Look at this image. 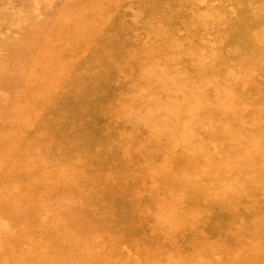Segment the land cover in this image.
I'll use <instances>...</instances> for the list:
<instances>
[{
	"label": "rangeland",
	"instance_id": "obj_1",
	"mask_svg": "<svg viewBox=\"0 0 264 264\" xmlns=\"http://www.w3.org/2000/svg\"><path fill=\"white\" fill-rule=\"evenodd\" d=\"M145 1L146 6L140 0H0V264H226L224 257L200 260L185 231L164 242L171 225L157 211L165 209L164 218L203 213L206 198L193 193L194 199L190 185L205 180L216 189L219 179L230 185L241 177L238 171L215 175L213 169V176H193L192 149L201 145L186 144L189 132L179 142L178 131L193 120L209 124L214 116L193 119L184 110L180 119L157 120L153 110L206 105L201 94L226 84L241 89L251 75L253 88L264 93V0ZM43 28L41 43L37 34ZM9 44L18 54L1 64L6 48L13 49ZM179 45L186 66L170 65L168 76V67L160 66L176 60L169 51ZM244 57L257 63L241 68ZM8 77H16L24 91L7 92L1 80ZM150 92L159 94L150 100ZM254 94L249 88L237 98L254 107ZM257 115L264 119V110ZM225 120L219 118L217 133L223 139ZM228 123L248 131L243 109ZM172 130L175 150L167 155L165 136ZM220 147L229 157L248 155L245 144ZM180 151L182 161L170 163ZM220 213H204L215 227L205 229L202 239L208 249L239 250L229 257L240 264L245 244L264 229ZM233 232L240 241L224 239Z\"/></svg>",
	"mask_w": 264,
	"mask_h": 264
},
{
	"label": "bare ground",
	"instance_id": "obj_2",
	"mask_svg": "<svg viewBox=\"0 0 264 264\" xmlns=\"http://www.w3.org/2000/svg\"><path fill=\"white\" fill-rule=\"evenodd\" d=\"M141 3H143L145 6L146 1L140 0ZM77 20V19H76ZM77 28V26H76ZM80 29V28H79ZM47 29L43 28L40 30V32L37 34L40 38L41 35H44ZM81 30V29H80ZM24 31V29H23ZM27 34V31L23 33L25 36ZM163 37V36H162ZM161 37V38H162ZM41 43L43 42L44 38L39 39ZM181 41V40H180ZM8 46V44H7ZM9 46L13 47L12 44H9ZM5 48V47H4ZM8 51V55L3 58L1 64L11 63V58L18 54V49L13 47L6 48ZM163 50L162 47L157 45V47L154 50V53H156V57H160V52ZM183 47L179 45L177 47V50H170L169 53L171 57L173 56L176 60H173L170 62L169 66L162 65L160 67H168L163 68L167 75L169 76V67L170 65L179 64L180 66H186V62L182 59ZM251 52H254L256 55L255 57H259L256 50L252 49ZM241 54L240 56H242ZM25 60V59H22ZM135 59H132L131 63L128 61V65H131L134 63ZM148 55L145 56L144 62L148 61ZM14 61H20L19 57L14 58ZM193 59L190 58L189 65L191 66ZM264 62V60H263ZM130 63V64H129ZM254 65L257 63V60H253L251 62H248V59L246 57L242 58L241 60V68H247L244 66V64ZM28 64V63H27ZM206 64H201V67H205ZM28 66L24 67L27 68ZM148 68V67H147ZM153 70V69H152ZM154 71V70H153ZM152 78H155L154 74L148 73ZM203 75V73H201ZM171 77V76H170ZM242 77V75H240ZM173 79V77H171ZM243 78V77H242ZM158 81V77H156ZM247 80L242 82L241 89L236 88L237 84H226L224 85L220 90H211L209 89L206 94H201L202 98L205 100L206 105H194V106H187L183 104V107L176 106V108L173 111H170L168 113H165L161 109H155L153 110V114L156 115L157 120L161 119V115H163V119L167 120H173V119H180L182 118L183 111L189 112L190 116L193 117V119H201L202 116L204 117H211L214 116V120L210 121L209 124H202V126L197 125L199 122L196 120L190 121L188 123H185L182 128L178 131V134L180 135L181 140L179 142L183 141V133L189 132L192 137L188 138L186 140V144L188 145L191 140L196 141L200 143L201 149H192L191 154V163L192 167L191 170L193 172V176H196L197 178H204L206 175L213 176L211 174L210 170H214L213 173L216 175L217 170L222 175L225 176L228 173L232 171H238L241 173V177H239L235 181L229 182L230 185H224L223 180L219 179L217 182L220 184L219 187L216 189L212 188V182L211 181H196L194 185H187L192 190V197L194 199V194H201L203 197L206 198V211L205 212H198L193 213L189 211H184L179 215V218H164L162 214L166 213L165 209H157L158 214H161V218L163 222H166L167 224L171 225V227L166 228L164 230V233L168 237H164V242L167 241L168 238L175 237L176 234H183V231L187 232L186 235H188L190 239V243L194 246V253L198 255L200 260H217L221 257L228 258L226 261V264H237L233 261L232 255L239 252L234 250H223L218 248H211L208 249L206 243L202 239L204 236V230L210 229L215 225H212V223L208 220V217L204 214L206 212H214V211H220V215L223 217H227L231 220L232 217L230 216L232 213L233 217H235L240 224H242L244 227H251L253 228L256 224L259 225L261 223L262 228L264 229V119L261 115H257L258 113L263 112L264 110V93H260L256 90L254 87V81H256L255 76H249V78H246ZM15 80L17 78H11L8 77L5 80H1L5 86V90L9 93H12L15 91V89L21 88L22 92L24 91V87ZM166 80L165 76H160V81ZM173 85H176L173 82ZM177 87V85H176ZM175 87V88H176ZM178 88V87H177ZM228 88V89H225ZM249 88L255 89L254 94V107H252V103L248 104H242L239 99L237 98L240 96L242 92H246ZM171 89V88H170ZM230 89V90H229ZM12 90V91H11ZM241 90V92H239ZM165 92L166 90L163 89ZM170 91V90H169ZM168 91V92H169ZM152 95L149 97L150 100H154L159 93L157 92H150ZM190 94L184 95L185 99H190ZM172 95V94H171ZM192 97H194V94L192 93ZM172 97L166 96V101L169 103L171 101ZM219 100L218 106H210L208 104L211 100ZM224 99V100H223ZM222 102V103H221ZM179 105V104H178ZM243 109V124L245 128L248 129V131H241L237 129L236 127L230 125L228 123V120H233L236 113H238L239 110ZM148 112V111H147ZM146 114V112H144ZM149 113V112H148ZM185 114V113H184ZM143 115V114H142ZM8 117V116H7ZM153 118V116H152ZM155 118V117H154ZM219 118H226L224 123V133H225V139L219 138L217 136V133L219 132ZM258 118V122L255 121V119ZM228 119V120H227ZM3 125V124H1ZM239 125V123H238ZM2 128V127H0ZM175 130V129H174ZM174 130L171 131L169 134L170 136H165L167 150L169 152L167 155L173 154V151L175 150L174 145L176 144L173 141V138L171 136H174ZM195 131H198L199 133L196 135ZM149 137H152V133L149 134ZM159 134H155L156 137V144L161 142V136H158ZM256 138V139H255ZM2 139V138H1ZM0 139V150H3L4 141L3 139ZM164 140V139H163ZM227 142L230 144L235 145H247L248 148V155H245L241 158H233L224 155L222 153L221 145L222 143ZM214 143L216 145V148L214 149ZM212 146H210V145ZM182 152L180 151V154L178 155V158L170 162L172 164H175L179 161H182ZM167 157V156H166ZM187 157V154H186ZM165 171V169H164ZM211 185V186H210ZM238 186V187H237ZM156 192H158V188H155ZM240 195L241 198H239ZM194 193V194H193ZM156 195H159V192L156 193ZM254 196H262V199L260 201L253 199L250 200L249 197ZM178 201L184 200V198L181 196V198L176 197ZM175 198H172V205L174 208H178V206L175 205L177 202H174ZM176 200V201H177ZM176 206V207H175ZM257 207L261 210L260 214H255L257 211ZM255 210L254 214L249 213L251 210ZM248 213L251 216L247 217L246 214ZM227 214V215H226ZM242 215H245L246 217H242ZM247 219V221H246ZM237 221V222H238ZM203 227V228H202ZM203 232V234H202ZM226 236V237H225ZM163 236H159L160 239H162ZM224 239L227 241H232V239H236L237 241H240V235L238 233L233 232L230 234H225ZM257 242H261L264 245V233L260 234L253 243L247 242L245 244L248 246V248L244 249L243 253H240L241 256L244 258L240 261H242L240 264H256L258 261L263 260L264 262V246H253ZM199 246H198V245ZM118 249H121L120 247ZM189 250H187L188 252ZM183 257H186L188 255L182 254ZM208 257V258H207ZM100 256L97 254L96 262L100 260ZM235 258V256H234ZM184 262H180V264H188V259H183ZM169 261V260H168ZM247 261V262H246ZM153 261L150 262L152 264ZM205 261H202L199 264H205ZM95 263V262H94ZM134 263V262H133ZM132 263V264H133ZM155 263V262H153ZM169 264H173L172 261Z\"/></svg>",
	"mask_w": 264,
	"mask_h": 264
}]
</instances>
